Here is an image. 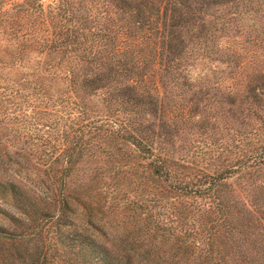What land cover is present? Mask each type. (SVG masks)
<instances>
[{
  "label": "trees",
  "instance_id": "trees-1",
  "mask_svg": "<svg viewBox=\"0 0 264 264\" xmlns=\"http://www.w3.org/2000/svg\"><path fill=\"white\" fill-rule=\"evenodd\" d=\"M0 31L36 162L0 264H264V0H0Z\"/></svg>",
  "mask_w": 264,
  "mask_h": 264
},
{
  "label": "rangeland",
  "instance_id": "rangeland-1",
  "mask_svg": "<svg viewBox=\"0 0 264 264\" xmlns=\"http://www.w3.org/2000/svg\"><path fill=\"white\" fill-rule=\"evenodd\" d=\"M51 0H46L50 2ZM14 48L9 46L5 36L0 31V57L5 59L7 57L6 51H11ZM33 56L39 57L37 51H29ZM35 65V62H33ZM27 71H30L26 69ZM3 76V77H1ZM7 70L0 68V85L8 87L7 84L12 83V80L7 79ZM2 86V87H3ZM2 91V90H1ZM15 104L19 106V100H15ZM5 105V104H4ZM0 108V177L4 181H10L19 177L20 171L24 169L32 170V165L35 166V161L29 159L28 153L32 152V148L26 147L27 143L15 137L16 129L18 127L11 119L7 118L14 109L19 107L10 103L7 107ZM7 114V115H6ZM30 145V144H29ZM28 152V153H27ZM5 195L0 191V223L8 225V221L5 217L4 211L10 208L9 205L3 202Z\"/></svg>",
  "mask_w": 264,
  "mask_h": 264
}]
</instances>
